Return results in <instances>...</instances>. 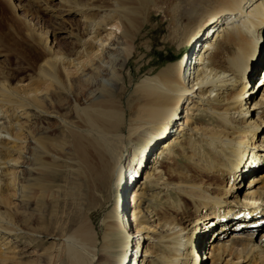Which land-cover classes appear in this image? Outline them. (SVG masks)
Returning <instances> with one entry per match:
<instances>
[{
  "label": "bare ground",
  "instance_id": "bare-ground-1",
  "mask_svg": "<svg viewBox=\"0 0 264 264\" xmlns=\"http://www.w3.org/2000/svg\"><path fill=\"white\" fill-rule=\"evenodd\" d=\"M28 1L59 42L30 36L38 55L26 85L0 70V264L30 256L42 236L8 198L26 206L52 186L48 175L67 180L42 157L67 146L71 174L88 199L97 195L103 231L87 216L68 228L61 264H264V232L250 231L264 224V206L254 207L264 201V0L184 1L191 52L141 75L129 118L119 81L150 20L148 0ZM29 4L15 7L29 14ZM133 136L139 146L126 153ZM151 140L168 160L144 153ZM150 189L166 191L165 205L144 210L159 197Z\"/></svg>",
  "mask_w": 264,
  "mask_h": 264
},
{
  "label": "rangeland",
  "instance_id": "rangeland-1",
  "mask_svg": "<svg viewBox=\"0 0 264 264\" xmlns=\"http://www.w3.org/2000/svg\"><path fill=\"white\" fill-rule=\"evenodd\" d=\"M184 1L187 0L147 1V6L151 11L150 20L146 22L144 28L139 32L134 44L132 56L129 58L128 64L122 71L123 80L119 81L123 86L122 101L127 107L125 113L126 118H129V116L136 111V103L134 100L132 101L134 98L132 91L134 83L141 75L148 72L150 69L155 71L167 64L183 60L185 56L189 55L191 52L193 41L187 43L186 40V30L189 25L186 21ZM20 4H29V1L0 0V70L3 72V79L12 86H14V84L16 86L26 85L32 79L38 51L30 44L28 40L30 36L34 39H48V43L50 44H58L57 42H59L56 33L51 34V31H48L49 20L46 13L34 11L35 7L29 4L28 7H31L30 9L34 12L25 14L26 12L15 7ZM190 29H192V27H190L189 30ZM106 30L109 31V29ZM107 31H104L102 35ZM89 37L90 35L84 39L88 40ZM199 43L203 44L202 42ZM191 56L192 54H190V58ZM193 57H195V54L192 58ZM117 70L118 69L113 71V73L115 72L114 74H116ZM262 73L263 71L260 68L258 77H255L251 83L252 86L253 84L255 85L256 80L258 81L259 75L261 78ZM60 98L62 97L60 96ZM183 113L184 112H178L177 122L183 120L181 118ZM202 119L208 122L210 118L204 116ZM196 122L198 121L196 120ZM186 133L188 135L187 131L183 134ZM0 135V138H2V136H8L2 131ZM138 140L137 136L130 137L128 142H126V153H131L139 146L140 140ZM149 146L152 147L150 148ZM159 146V144H152L151 140L148 146H146L147 148L145 147L146 151H144V153H149L152 159L154 157L157 159L158 152L161 150H158ZM174 150L177 151V148ZM168 156L169 154L167 151H164L158 157V161L168 160ZM42 157H45L49 161L52 160L56 165L62 167V173L66 174L68 179H59V177H55L54 179L48 175L51 179L49 182H51L50 184H52V186L49 185L44 191L38 192L35 201L28 203L26 206L19 205V200L17 199L8 198V202H14L23 210H20V212H25L32 218L28 221L27 225L37 230V233H41L42 236L40 238L38 237L37 239L39 240L29 249L31 251L30 256L19 259L16 258L14 261H8L5 264H61V237L67 233L68 228L83 221L86 216L88 219L92 220L96 229L100 232V235L102 234L103 225L101 218L103 210L98 205L97 195L96 197L88 199L85 188L81 186L80 179L71 174V170L75 164V158L72 156L70 148L68 146L61 150L58 148ZM20 160L22 161L21 171L23 175L28 179L33 178L34 175L27 169V165L29 164L28 158L22 157ZM152 165L156 166V163ZM163 165L164 162H162V166ZM177 165L183 167L185 162L178 163ZM1 166L2 165H0V167ZM158 166L161 168V165ZM140 174V172H137L136 175L139 177ZM126 178L127 175L124 176V182H126ZM246 182L247 178L243 180L242 184L245 185ZM1 184L2 179L0 177V186ZM133 188V186L128 188L126 200H129V194L132 193ZM157 191H159V197L157 199H152L153 202L150 200L146 203L144 210L158 207L159 205H165V190L150 189L147 192H154L155 195ZM221 202L222 199L218 198V203L221 204ZM254 202V207L256 208L264 206V201L258 200ZM119 211H121V209ZM149 218L151 222H155L153 221L154 217ZM20 220L22 219L20 218ZM233 230V228L229 229L227 234L234 232ZM250 231L253 233L254 238L259 240L264 232V224L258 223L251 227ZM130 250L131 243L129 244V251ZM137 252L138 253L133 254L137 256L141 253L140 251ZM202 252L200 251V256L203 255ZM130 254V260L132 262H137L135 255H133L131 251ZM242 264L250 263L244 262Z\"/></svg>",
  "mask_w": 264,
  "mask_h": 264
}]
</instances>
